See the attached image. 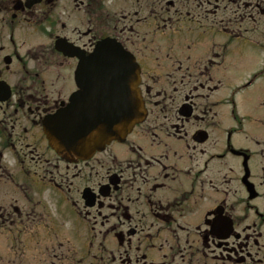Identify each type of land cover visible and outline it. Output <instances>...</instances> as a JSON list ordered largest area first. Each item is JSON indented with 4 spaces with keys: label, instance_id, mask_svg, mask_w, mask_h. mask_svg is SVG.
<instances>
[{
    "label": "flooded vegetation",
    "instance_id": "af4514ba",
    "mask_svg": "<svg viewBox=\"0 0 264 264\" xmlns=\"http://www.w3.org/2000/svg\"><path fill=\"white\" fill-rule=\"evenodd\" d=\"M106 38L148 114L66 161L44 119ZM0 81V264H264V0H0Z\"/></svg>",
    "mask_w": 264,
    "mask_h": 264
},
{
    "label": "water",
    "instance_id": "95a60500",
    "mask_svg": "<svg viewBox=\"0 0 264 264\" xmlns=\"http://www.w3.org/2000/svg\"><path fill=\"white\" fill-rule=\"evenodd\" d=\"M79 58L78 91L44 121L50 144L68 159L90 157L144 115L139 67L130 53L106 40Z\"/></svg>",
    "mask_w": 264,
    "mask_h": 264
},
{
    "label": "rangeland",
    "instance_id": "374dc122",
    "mask_svg": "<svg viewBox=\"0 0 264 264\" xmlns=\"http://www.w3.org/2000/svg\"><path fill=\"white\" fill-rule=\"evenodd\" d=\"M250 51H253L251 48H248V47H243L242 49H240V50H237V53H247V54H250L251 52ZM253 54L254 55H259L260 53H258V52H256V51H253ZM261 64V60H256L254 63H253V65H252V67L247 71V70H245V72L247 71V72H254V70L255 69H257V68H262V64ZM258 66V67H257ZM246 72V73H247ZM245 73V74H246ZM249 73V74H250ZM260 86H261V84H258L253 90L254 91H257L259 88H260ZM80 196L78 195V198H79ZM74 225H75V223H74ZM7 241V240H6ZM3 242H5V241H2L1 243H0V247L1 248H4V244H3ZM8 242V241H7ZM12 244H13V242H12ZM7 250H6V248H4V254H3V256L2 257H0V259L1 258H3V257H5V261H7L8 260V255H7V252H6Z\"/></svg>",
    "mask_w": 264,
    "mask_h": 264
}]
</instances>
